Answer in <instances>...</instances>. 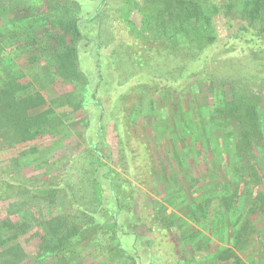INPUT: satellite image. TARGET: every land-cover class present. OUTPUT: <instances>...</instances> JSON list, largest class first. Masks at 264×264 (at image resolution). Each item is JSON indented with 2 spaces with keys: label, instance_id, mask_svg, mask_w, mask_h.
I'll list each match as a JSON object with an SVG mask.
<instances>
[{
  "label": "trees",
  "instance_id": "obj_1",
  "mask_svg": "<svg viewBox=\"0 0 264 264\" xmlns=\"http://www.w3.org/2000/svg\"><path fill=\"white\" fill-rule=\"evenodd\" d=\"M30 1L36 14L16 12L18 0H0V14L16 12L0 27V201L7 213L0 216V264H80L75 254L83 242L85 249H99L95 257L104 256L103 264H145L136 245L141 235L127 215L139 216L133 221L142 220L159 233L176 221L149 202L146 192L139 193L142 182L154 175L156 157L148 133L139 131L134 117L145 101L155 107L158 97L180 96L190 81H206L212 61L220 69L229 61H248L236 74L224 78L219 70L213 77L223 91L229 86L232 98L221 110L233 129L225 138L234 142L231 152L247 170L238 173L241 185L235 192L229 191V182L223 184L225 211L238 202L242 190L255 191L236 229V245L246 243L257 231L250 216L264 212V168L256 154L264 151V0ZM127 5L143 14L140 25L130 18L129 8L125 11ZM220 12L229 30L224 38L214 25ZM37 27L43 29L36 32ZM225 52L230 56L222 59ZM20 53L33 62L23 66L16 58ZM37 60L40 64L33 65ZM55 80L66 91L48 99L44 90ZM115 91H120L116 96L121 103L112 111ZM41 106L39 113H31ZM77 112L80 127L73 133L80 143L65 168L51 174L49 153L33 143L69 131L62 128L65 119ZM108 122L114 123L115 151L106 142ZM28 166L30 171L47 170L30 175ZM124 189L131 195L123 196ZM28 198L47 204L49 218L33 211L32 217L23 215ZM197 208L191 213L200 221ZM125 237L132 239L130 247ZM149 240L145 242L152 249ZM179 241H157L153 255L163 264H185V246ZM216 260L244 264L230 248L214 255Z\"/></svg>",
  "mask_w": 264,
  "mask_h": 264
},
{
  "label": "rangeland",
  "instance_id": "obj_2",
  "mask_svg": "<svg viewBox=\"0 0 264 264\" xmlns=\"http://www.w3.org/2000/svg\"><path fill=\"white\" fill-rule=\"evenodd\" d=\"M18 1L16 12L27 13V15L37 13L36 5L31 8L30 0ZM213 1L221 2L220 0ZM128 8L130 18L140 25L143 14L136 7L132 8L129 5L126 6L125 11H128ZM16 12L14 10L0 14V27L11 22ZM214 25L218 35L222 38L228 35L229 30L223 13L215 15ZM41 29L43 28L37 27L35 30L40 32ZM223 55L222 59L230 56L226 52ZM217 57L215 58L217 59ZM16 58L25 67L33 62L21 53L16 55ZM238 62H226L220 69L219 65L212 61L209 70H207L210 76L206 81H190L191 85L189 84L187 91L180 95L181 97L178 95L158 97L155 100V107L148 104L147 100L146 104L139 108L135 114L134 121L140 124L137 125L139 131L144 130L148 133L156 157L154 175L148 176L150 182H142L139 193L146 192L149 195V202L155 201V205L161 207L166 216L176 221V225L159 233L151 230L150 226L142 220L139 222V216L127 215L128 223L133 228L136 227L141 235V240L139 243L136 242V245L139 248L138 253L141 256V261L145 264H163L162 260L161 262L157 256L153 255L155 247L158 246L157 241L165 244L175 238L181 242L183 240L185 264H232L230 260L212 261L214 255H218L226 248L238 252L244 264H264V212L258 210L250 216L257 231L251 234L246 243L237 246L235 237L236 229L239 226L238 222L245 219L250 206V197L253 193L255 194V191L250 194L247 189L242 190L241 197L237 203L235 199L230 211H225L223 203L224 195L227 193L223 189V184L229 182L231 187L229 191L235 192L236 186L241 185L238 183L240 180L237 177L238 173L242 169L247 170L244 168L246 163L231 152L235 146L234 142L227 141L225 138L233 129L231 125L226 124L224 113L221 110L232 98L229 86L227 85L223 91L215 82L218 78L213 77H217L215 75L219 70L223 73L224 78L225 75L236 74L237 71H241L240 66L246 68V63H248L247 60L242 61L244 63ZM36 63L40 64V60H37L33 65ZM242 75L245 74L242 73ZM114 83L112 82L110 85H114ZM40 87L42 88V85ZM64 91H66L64 84L55 80L44 90V94L50 99L51 95L63 94ZM118 93L120 91L113 92L111 104L114 107L111 106L112 111H117V104L120 106L121 102L118 99L120 96H116ZM261 107L260 117L264 127V102L261 103ZM43 108L44 106L34 108L31 113H39ZM79 116L80 113L77 112L72 117L65 119L62 128L67 127L70 129L69 131L63 130L59 135H46L33 143L41 148L42 153H49L51 174H57L65 168L72 149L80 143L73 133V129L80 127V123L76 120ZM58 129L60 130L59 127ZM106 133V142L108 141V145L115 151L118 144L114 123L108 122ZM197 138L199 140H196ZM140 150L143 153L142 146ZM256 154L258 165L264 168V151H257ZM139 158L142 159V155H139ZM46 170L41 168L30 171L29 166L26 169L30 175ZM127 177L132 179L129 175ZM142 180L144 181V178ZM260 188L264 191V181L260 184ZM122 192L123 196H129L132 193L127 189ZM106 195L109 196V193L106 192ZM60 201L63 209H66L67 204L63 198H60ZM130 202L125 203L127 210L131 207ZM26 206L25 214L23 213L25 216L29 213V216L32 217V211L38 214L41 212L43 219L50 216L49 207L43 201L28 198ZM136 207L140 212L139 207ZM196 207L199 208L200 215L205 219L200 217L201 220L197 221L193 218L191 212ZM3 215H7L6 208L0 201V216ZM134 218L139 220L133 221ZM40 229L42 232L44 231L43 226ZM190 234H194L192 239L189 238ZM146 239H150L149 243L154 244L153 250L148 242H145ZM38 241L39 238L36 239V243ZM84 243L81 244L82 248L77 249L76 260L80 264H103L102 261L106 259L104 256H100L102 258L95 257L99 249L94 247L85 249L83 248ZM125 243L130 247L133 242L132 239L125 237ZM24 245L28 250H31V244L27 240L24 241ZM32 264L45 263L34 262Z\"/></svg>",
  "mask_w": 264,
  "mask_h": 264
}]
</instances>
